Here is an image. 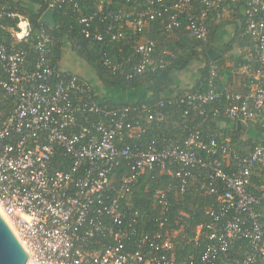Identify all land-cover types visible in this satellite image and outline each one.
Here are the masks:
<instances>
[{"label":"built area","instance_id":"2783aa9c","mask_svg":"<svg viewBox=\"0 0 264 264\" xmlns=\"http://www.w3.org/2000/svg\"><path fill=\"white\" fill-rule=\"evenodd\" d=\"M43 1L72 17L84 39L102 45L103 64L112 73L125 71L126 79L163 69L166 50L157 54L156 48L178 31L207 41L210 12L239 4L243 35L258 65L248 69L253 89H219L212 66L207 89L172 100L193 121L211 114L264 129V0ZM5 18L19 22L10 45L0 37V86L14 101L7 116L0 111V210L27 261L215 264L241 238L250 251L236 264H264V182L253 180L264 181L263 143L241 151L230 140L205 137L194 122L183 140L148 137L143 119L167 118L156 105L103 104L88 82L51 62L55 35L49 27L41 26L27 48L18 43L30 36L29 21L0 0V22ZM165 173L173 181L153 189L156 213L146 218L134 203L137 186L145 176ZM195 183L216 199L206 207L207 220L195 227L196 244L204 242L199 259H179L172 195Z\"/></svg>","mask_w":264,"mask_h":264},{"label":"trees","instance_id":"16d2710c","mask_svg":"<svg viewBox=\"0 0 264 264\" xmlns=\"http://www.w3.org/2000/svg\"><path fill=\"white\" fill-rule=\"evenodd\" d=\"M9 6H17L19 11L23 14L24 18L29 21L32 31L26 41H21L18 45L29 48L35 41V36L38 29L41 26L49 27L55 35V41L50 45L49 59L53 64L60 66V61L63 57L64 49L67 44L71 49L78 53L82 58L88 61L96 70L98 77L109 88L110 92L102 98H99L97 94L96 98L108 106H118L124 104L135 103H149L156 105L155 110L162 112L167 118L164 121L150 120L149 122L143 119V123L148 127V137H172L178 140H183L187 135V127L192 122L197 123L205 137L213 136L220 141L225 140L224 135H219L212 125V118L197 115L193 121L191 116L183 117L182 112L173 102L172 98L180 97L187 92H193L196 90L207 89V75L209 69L213 66L216 68L218 75L216 78V85L218 86L219 79L232 80L231 71L233 66L226 64V52L234 46L235 40L225 45L224 50L220 51L222 56L212 61L207 53V49L212 47L209 39L205 42L199 41L193 37H190L184 32H177L176 36H172L163 39L157 46L156 53L160 54L163 50H166L164 59L166 66L163 69L157 71L141 73L134 76L131 79H126L125 71L119 70L116 73H112L102 62L101 50L102 45L94 42H90L82 37L76 28L75 22L69 15H64L60 10L55 12L56 26L51 27L46 23L40 22L41 14L47 9V5L43 0H3ZM231 8L235 10L239 9V4L231 5ZM219 11V10H218ZM218 11L210 12L209 24L211 28V21L213 16ZM18 18H5L0 22V37L9 45L14 41L12 36V29L18 30ZM243 26L238 29L237 37L246 45H251L250 38L243 35ZM155 33V32H153ZM210 35L212 32H209ZM163 38V33H158ZM178 37V38H175ZM236 37V38H237ZM33 57V54H32ZM114 59L118 58V55H113ZM203 59L204 65L199 69L200 77L196 84L187 90H177L175 93L169 94V87L173 80V70L185 69L193 60ZM244 64V61L241 60ZM241 64V65H242ZM258 65L253 61L249 67L256 68ZM231 74V75H230ZM4 78L3 72L0 70V80ZM221 89V88H219ZM223 89V88H222ZM94 90V89H93ZM131 95H138L137 99H134ZM113 97H119L121 100L113 99ZM164 101L163 106H159V103ZM14 101L10 97H6L0 86V111L2 117L9 114L12 109ZM209 109V108H208ZM217 118V117H216ZM242 123V122H241ZM243 124V123H242ZM246 124H252L250 121ZM260 126L258 123L254 124V127ZM262 129V128H261ZM233 132L237 136L231 137L234 141L237 137H240L245 132V125L238 128V124L233 125ZM233 143V142H232ZM248 144L245 149H241L240 146H236L239 150L245 151L247 146H251L257 143H262L258 139L249 138ZM264 144V142H263ZM261 176H254L253 180L259 185L263 184ZM169 181H173V177L167 173L151 178V176H145L141 179L137 186V194L134 197V203L145 209L148 214L146 218H151L156 213L154 208L153 189L155 187L164 186ZM198 183L190 186L187 191L181 195H172V206L170 210V218L173 222L175 229H178L176 237L174 239L176 247V255L179 259H189L193 257L198 260L201 253L204 250V242L196 244L195 234L196 225L207 220L205 214L206 207L211 205L216 195H205L198 188ZM145 188H147L145 190ZM250 251L245 239H236L230 250L219 256L215 264H236L237 260L242 259Z\"/></svg>","mask_w":264,"mask_h":264},{"label":"crops","instance_id":"0c3cea01","mask_svg":"<svg viewBox=\"0 0 264 264\" xmlns=\"http://www.w3.org/2000/svg\"><path fill=\"white\" fill-rule=\"evenodd\" d=\"M211 23L210 32L212 33L211 35L209 33L208 39L212 44L211 48L215 49L220 54L219 57L222 56L220 51L224 50L225 45L235 40L234 46L226 52V64L234 67L231 71L232 80L229 81L224 79L222 81V78L219 79V88L224 89L232 86L238 92L247 93L253 89V83L248 75V69L253 59L249 44L247 46L245 42H242V40L237 37L238 33H236L238 29L243 26L242 8L240 7L235 10L231 8V6H224L213 16ZM241 60L244 61V64L241 63ZM62 61L61 59L59 64L61 68L64 66ZM204 62L203 59H195L185 69L173 70V80L168 93L174 94L177 90H187L194 86L201 75L199 69L204 65ZM131 96H133L134 99L138 98V95ZM113 99L121 100L119 97H113ZM235 123L238 124L237 121L227 117L212 119V125L216 132L219 135H224L225 139L230 141H232L231 137L237 136L233 132V125ZM242 123L239 128L245 125V132L232 141L236 146L239 145L241 149H245L249 138H255L262 143L264 142V129H259L257 126L254 127V124Z\"/></svg>","mask_w":264,"mask_h":264},{"label":"water","instance_id":"95a60500","mask_svg":"<svg viewBox=\"0 0 264 264\" xmlns=\"http://www.w3.org/2000/svg\"><path fill=\"white\" fill-rule=\"evenodd\" d=\"M40 22L46 23L51 27L56 26L55 10L47 8L40 16ZM24 30L29 29V24L25 23ZM209 58L215 61L219 57V53L213 49H207ZM238 128L241 121L238 120ZM26 251L15 236L6 218L0 210V264H26Z\"/></svg>","mask_w":264,"mask_h":264},{"label":"rangeland","instance_id":"374dc122","mask_svg":"<svg viewBox=\"0 0 264 264\" xmlns=\"http://www.w3.org/2000/svg\"><path fill=\"white\" fill-rule=\"evenodd\" d=\"M62 60V64L64 65L62 66V69L73 73L88 82L99 98H102L110 92L109 88L106 87L98 77L94 67L88 61L78 55L77 52L73 51L69 44H67L64 49Z\"/></svg>","mask_w":264,"mask_h":264},{"label":"bare ground","instance_id":"6f19581e","mask_svg":"<svg viewBox=\"0 0 264 264\" xmlns=\"http://www.w3.org/2000/svg\"><path fill=\"white\" fill-rule=\"evenodd\" d=\"M21 25L22 26H24L25 25V23L24 22H22L21 23ZM8 219V218H7ZM8 221V220H7ZM15 233V232H14ZM16 236V235H15ZM17 237V236H16ZM18 239V238H17ZM19 240V239H18ZM20 242V241H19ZM27 254V253H26ZM27 257V256H26ZM26 259V264H35V263H33V262H29V261H27V258H25Z\"/></svg>","mask_w":264,"mask_h":264}]
</instances>
